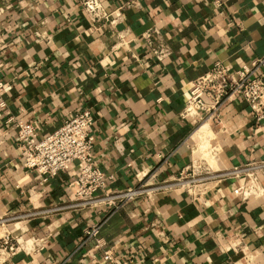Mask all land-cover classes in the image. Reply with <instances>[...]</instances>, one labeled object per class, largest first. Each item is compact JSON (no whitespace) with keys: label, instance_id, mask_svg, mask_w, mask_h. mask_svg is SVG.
I'll return each instance as SVG.
<instances>
[{"label":"crops","instance_id":"obj_1","mask_svg":"<svg viewBox=\"0 0 264 264\" xmlns=\"http://www.w3.org/2000/svg\"><path fill=\"white\" fill-rule=\"evenodd\" d=\"M133 2L134 6H128ZM115 24L91 23L76 0H0V237L14 251L0 264H264V173L260 194H233L242 175L209 181L191 198L171 187L114 212L71 207L67 184L79 163L45 182L22 168L15 128L31 124L35 139L82 109L93 116L92 157L111 176L107 190L147 178L173 182L197 166L189 139L196 120L179 117L189 82L219 62L235 71L264 56V0H103ZM123 7L121 10L118 8ZM156 31L161 63L142 35ZM217 146L212 167L225 173L264 161V117L229 99L209 124ZM207 143L211 136L204 125ZM6 219V220H5ZM101 224L96 248L84 232Z\"/></svg>","mask_w":264,"mask_h":264},{"label":"built area","instance_id":"obj_2","mask_svg":"<svg viewBox=\"0 0 264 264\" xmlns=\"http://www.w3.org/2000/svg\"><path fill=\"white\" fill-rule=\"evenodd\" d=\"M76 1L91 23H116V19H111L110 14L104 11L103 0ZM132 5L134 6L133 2L126 7ZM156 36L157 32L152 30L145 32L142 39L146 42L152 57L161 63L169 56V50L165 46L152 44ZM188 87V97L179 117L196 120L197 126L193 133L200 126L209 127L210 123H216L219 108L234 97L240 98L247 105L250 116L255 122H259L264 117V56L235 71L216 62L209 71L191 80ZM3 88L4 84L0 82V92ZM0 107H3V103H0ZM5 122L8 124L13 122L15 141L22 154V168L36 172L43 182L54 178L70 164L79 163L78 175L66 186L73 197L71 207L76 209L97 208L114 212L130 201L139 198L149 199L171 187L184 189L191 198H195L202 192L199 188L201 184L213 180L219 182L230 175H242L246 178L247 184L233 190V194L241 199L259 195L262 191L257 183V177L264 173V161L250 163L240 169L234 168L230 172L215 174L206 171L202 175L193 176L194 171L201 170L204 164L207 169L212 167L201 158L198 151L205 150L210 159L215 162L217 146L210 127L211 141L210 143L202 141L200 142L202 146L198 147L199 150L195 148L198 154L195 160L198 165L191 166L190 177L187 178L188 170H184L169 184H151L148 183L147 178H144L134 186L108 191L107 181L111 179V176L99 168L91 154L94 137L91 131L93 116L89 109L70 114L54 131L39 139H35V130L31 124L11 117ZM100 225L94 224L84 232L85 239L95 240L96 248H101L103 245L97 239ZM13 251L14 246L9 237H0V254ZM100 259L102 264H117L111 250H101Z\"/></svg>","mask_w":264,"mask_h":264},{"label":"bare ground","instance_id":"obj_3","mask_svg":"<svg viewBox=\"0 0 264 264\" xmlns=\"http://www.w3.org/2000/svg\"><path fill=\"white\" fill-rule=\"evenodd\" d=\"M204 126V125H203ZM203 126H200L190 137L189 142L192 143V145L196 146L200 142L204 141L203 138L201 137L200 130ZM199 150V149H198ZM201 151V150H200ZM201 153V152H199ZM204 154V152H202ZM206 153V151H205ZM208 156V155H207ZM210 159V158H209ZM6 220V219H5Z\"/></svg>","mask_w":264,"mask_h":264},{"label":"rangeland","instance_id":"obj_4","mask_svg":"<svg viewBox=\"0 0 264 264\" xmlns=\"http://www.w3.org/2000/svg\"><path fill=\"white\" fill-rule=\"evenodd\" d=\"M208 128H209V127H208ZM204 133H205V132H203V130H200V134H201V137L203 138V140H204L205 142H209L208 139H207V137L204 136V135H205ZM199 146H202L201 143L198 144V145H196L195 148L198 149ZM198 152H200V151H198ZM202 152H204V154H203ZM196 155H198V154H196ZM207 155H208V156H207ZM200 156H201L202 159H204L205 161H207L208 163H210V165H212V164L214 163V160H213V159H212V160L209 159L210 156H209V154H208L207 152L205 153V150H204V151H201Z\"/></svg>","mask_w":264,"mask_h":264}]
</instances>
